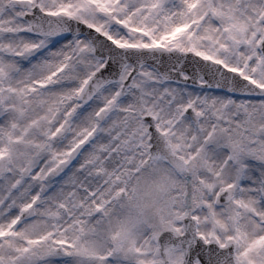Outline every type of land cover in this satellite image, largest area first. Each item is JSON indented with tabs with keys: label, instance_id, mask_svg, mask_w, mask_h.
<instances>
[{
	"label": "snow or ice",
	"instance_id": "snow-or-ice-1",
	"mask_svg": "<svg viewBox=\"0 0 264 264\" xmlns=\"http://www.w3.org/2000/svg\"><path fill=\"white\" fill-rule=\"evenodd\" d=\"M0 264H264V0H0Z\"/></svg>",
	"mask_w": 264,
	"mask_h": 264
}]
</instances>
